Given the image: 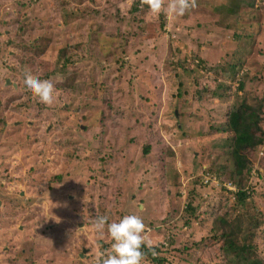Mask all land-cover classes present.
<instances>
[{
  "label": "rangeland",
  "instance_id": "obj_1",
  "mask_svg": "<svg viewBox=\"0 0 264 264\" xmlns=\"http://www.w3.org/2000/svg\"><path fill=\"white\" fill-rule=\"evenodd\" d=\"M190 3L176 16L148 0H0V264H100L112 241L93 218L127 214L164 264H227L220 220L254 212L219 128L264 97V0ZM26 72L51 81V104ZM246 154L264 261V145Z\"/></svg>",
  "mask_w": 264,
  "mask_h": 264
},
{
  "label": "trees",
  "instance_id": "obj_2",
  "mask_svg": "<svg viewBox=\"0 0 264 264\" xmlns=\"http://www.w3.org/2000/svg\"><path fill=\"white\" fill-rule=\"evenodd\" d=\"M227 10L228 12L237 15L239 13V5L236 2H233L232 6ZM248 39H250V35ZM241 62L238 63V65L235 64L231 66L232 74L235 71L237 74L238 72L240 73L243 64ZM215 71L222 73L225 69L221 66H217ZM234 74L233 76L235 78ZM218 87L221 88L222 83H220L217 88ZM239 91H245L244 80L239 84ZM263 115L264 97L263 99L256 101L254 104H250L246 99H243V102H241L238 108L227 114L228 118L226 123L219 128L220 132L230 134L228 144L231 149V158L234 163V172L230 174V179L238 181V184H236L237 187H235L237 188L235 200L237 201V204L243 206L244 209L248 210L252 208V211L254 212V216H251L252 220L249 221V224L246 223L247 220L245 218L242 220L240 216L230 222L225 220V218L220 220V225L225 227L222 230L221 237L224 240L223 248L228 257L227 264H264V261L258 256V250L254 245L257 232L260 227L263 226V223L257 217V213H259L258 210L255 207H252L248 202L251 199L253 192L245 189L241 185V181L245 179V175L252 172V169L248 164L249 161H247L246 158L247 156L245 157V155H247L246 153L264 145V129L262 128V123H264ZM145 153L149 154L148 149ZM223 174L224 173H218L220 179H222ZM207 177L209 178V175H207ZM238 179L241 180L239 181ZM186 212L193 216L195 209L193 206H189ZM185 227L187 228L186 230L189 229V226ZM200 230L192 231L194 235L190 234V237H192L193 242L196 241V244H198L197 239L200 236ZM179 234L184 237L187 236V233L180 229L174 238L178 239ZM167 246L169 248V245ZM192 247H194L196 251L197 246L193 244ZM164 250L167 249L163 245L148 246L146 243L142 248L144 261H148L151 264H164L165 259L161 257Z\"/></svg>",
  "mask_w": 264,
  "mask_h": 264
},
{
  "label": "clouds",
  "instance_id": "obj_3",
  "mask_svg": "<svg viewBox=\"0 0 264 264\" xmlns=\"http://www.w3.org/2000/svg\"><path fill=\"white\" fill-rule=\"evenodd\" d=\"M150 11L161 10L176 16L183 15L191 6L190 0H173L163 8L161 0H148ZM25 88L43 104H51L54 99V86L48 79H39L31 72L23 77ZM93 227L100 232L105 229L112 243L110 251L102 256L100 264H143L146 226L139 215L127 214L118 221L108 222L106 216L93 218Z\"/></svg>",
  "mask_w": 264,
  "mask_h": 264
},
{
  "label": "crops",
  "instance_id": "obj_4",
  "mask_svg": "<svg viewBox=\"0 0 264 264\" xmlns=\"http://www.w3.org/2000/svg\"><path fill=\"white\" fill-rule=\"evenodd\" d=\"M186 229H187V228L185 227L183 230L186 231Z\"/></svg>",
  "mask_w": 264,
  "mask_h": 264
},
{
  "label": "built area",
  "instance_id": "obj_5",
  "mask_svg": "<svg viewBox=\"0 0 264 264\" xmlns=\"http://www.w3.org/2000/svg\"><path fill=\"white\" fill-rule=\"evenodd\" d=\"M207 182H208V181H207ZM231 188H232V187H231ZM231 188H230V189H231ZM234 188H235V187H234ZM234 191H236V188H235V190H234Z\"/></svg>",
  "mask_w": 264,
  "mask_h": 264
}]
</instances>
